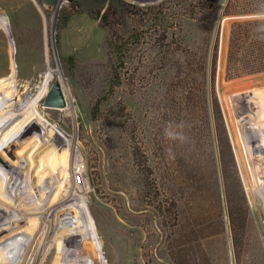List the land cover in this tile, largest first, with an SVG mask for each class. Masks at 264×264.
Masks as SVG:
<instances>
[{
    "label": "rangeland",
    "instance_id": "374dc122",
    "mask_svg": "<svg viewBox=\"0 0 264 264\" xmlns=\"http://www.w3.org/2000/svg\"><path fill=\"white\" fill-rule=\"evenodd\" d=\"M39 1L47 42L32 0H0V115L73 135L88 221L74 198L53 234L88 227V264H264V0ZM55 81L69 114L46 101Z\"/></svg>",
    "mask_w": 264,
    "mask_h": 264
},
{
    "label": "bare ground",
    "instance_id": "6f19581e",
    "mask_svg": "<svg viewBox=\"0 0 264 264\" xmlns=\"http://www.w3.org/2000/svg\"><path fill=\"white\" fill-rule=\"evenodd\" d=\"M32 2L42 16L47 42L48 16L45 7L39 0ZM48 5L51 7L53 3L48 2ZM6 20L0 15V29L9 30ZM37 32L38 28L34 27V38L38 42ZM11 42L13 44V40ZM48 52L46 47V60L50 61ZM11 53L10 77L15 78L17 65L13 46ZM54 75L55 69L49 64L41 84L36 88L40 91L39 95L31 98V111L40 110L39 103L35 102L44 97ZM1 93L0 90V97H5ZM63 93L67 101L64 90ZM263 96L264 93L258 95L256 105H264ZM66 105L58 108L69 114L71 110ZM17 115L10 110L0 115V138L5 139V143L0 144V264H88L89 243H93L88 227L66 228L59 235L53 234L60 224L59 215L72 209L74 198L78 199L77 212L82 214L86 224L88 221L86 207L90 203L85 199L88 189L83 184L84 169L76 155L73 135L64 132L57 122L38 117L37 122L50 130L44 133V130L37 129L36 122L16 121ZM252 130L260 139V146H264V118H260ZM259 167L264 172V154ZM65 172L68 181L57 183V180L65 181ZM29 193L31 197L27 198ZM70 220L71 217L68 218ZM81 236H84L83 239Z\"/></svg>",
    "mask_w": 264,
    "mask_h": 264
},
{
    "label": "water",
    "instance_id": "95a60500",
    "mask_svg": "<svg viewBox=\"0 0 264 264\" xmlns=\"http://www.w3.org/2000/svg\"><path fill=\"white\" fill-rule=\"evenodd\" d=\"M53 1V0H49ZM46 101L48 104L54 105V106H65L66 105V99L63 93L62 85L59 81H55L52 85L49 94L46 98Z\"/></svg>",
    "mask_w": 264,
    "mask_h": 264
},
{
    "label": "clouds",
    "instance_id": "9594fccd",
    "mask_svg": "<svg viewBox=\"0 0 264 264\" xmlns=\"http://www.w3.org/2000/svg\"><path fill=\"white\" fill-rule=\"evenodd\" d=\"M183 126V123L175 126L169 125V127L165 129V136L172 140L183 141L185 139V136L182 132Z\"/></svg>",
    "mask_w": 264,
    "mask_h": 264
}]
</instances>
